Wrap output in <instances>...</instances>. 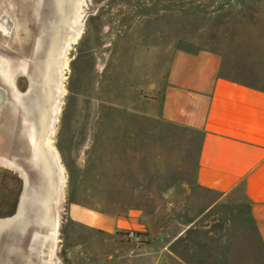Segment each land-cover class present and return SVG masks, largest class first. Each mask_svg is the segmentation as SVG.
Segmentation results:
<instances>
[{
  "label": "rangeland",
  "instance_id": "obj_1",
  "mask_svg": "<svg viewBox=\"0 0 264 264\" xmlns=\"http://www.w3.org/2000/svg\"><path fill=\"white\" fill-rule=\"evenodd\" d=\"M79 4L84 31L67 54L66 92L51 140L65 178L52 264H155L159 246L215 200L195 184L198 136L159 119L156 92L171 55L179 47L217 50L225 57L227 74L264 87V0ZM41 14L37 0H0V18L7 16L15 23L10 37L0 34L1 83L10 79L9 55L18 58L19 50L34 54L35 38L43 28ZM55 20L61 22L60 17ZM22 24L28 37L20 41ZM22 65H15V76L23 73ZM9 117L13 119L7 111L0 121V220L14 215L22 186L19 175L23 177L26 169L25 164L1 158L13 132ZM9 163L15 167H7ZM45 165L54 204L60 182L54 179L51 163ZM238 197L218 209L222 219L212 225L215 230V225L223 224L230 235L228 239L225 234V250L217 253L223 259L216 258L215 246L203 250L194 239L180 245L194 264H252L251 259L264 264L242 193ZM131 212L140 213L139 231H111L101 221L104 216L125 218ZM36 232L47 234L49 225H30L15 240L18 249L30 256L31 264H41L38 253L49 264L50 241L34 240ZM4 240L0 236V243ZM7 253L0 251V264Z\"/></svg>",
  "mask_w": 264,
  "mask_h": 264
},
{
  "label": "crops",
  "instance_id": "obj_2",
  "mask_svg": "<svg viewBox=\"0 0 264 264\" xmlns=\"http://www.w3.org/2000/svg\"><path fill=\"white\" fill-rule=\"evenodd\" d=\"M156 95L162 122L198 136L195 184L215 200L187 228L159 246L155 264H194L180 247L192 239L203 250L215 246L216 258L223 259L217 253L225 250V234L228 239L230 235L223 224L215 225V231L213 221L217 224L223 213L218 209L241 193L264 260V87L227 74L225 57L217 50L179 47ZM101 221L111 231L143 228L138 212L117 220L104 216ZM97 222L94 219L93 224Z\"/></svg>",
  "mask_w": 264,
  "mask_h": 264
},
{
  "label": "flooded vegetation",
  "instance_id": "obj_3",
  "mask_svg": "<svg viewBox=\"0 0 264 264\" xmlns=\"http://www.w3.org/2000/svg\"><path fill=\"white\" fill-rule=\"evenodd\" d=\"M42 12L41 20L43 28L39 37L36 39L34 54H26L25 50H19L18 58L11 57L10 79L0 82V89L3 90L4 104L0 113V121L7 111L11 113L13 119L9 117L13 125V132L8 140V147L1 152V158L9 161H15L26 167L24 176L19 175L22 182L21 191L18 197V205L14 212L17 213L20 202L23 207L17 220L8 228L0 230L2 239L7 241L0 243L3 252H8L7 260L1 264H11L19 262L31 264L28 257L18 249L16 239L24 234L27 228L33 223L47 224V204L51 202L52 183L50 181V172L45 165L43 156L44 140V118L46 117V103L50 88L48 87V66L52 62V52L56 44V39L60 43L68 31L70 22L76 12L77 2L79 0H37ZM61 18V22L56 18ZM71 20V21H70ZM24 24V21L22 22ZM12 24V23H11ZM22 24L23 31L19 33L20 41L27 39L26 27ZM15 23L7 32L0 29V34L10 37ZM30 39V38H29ZM38 39V40H37ZM54 53V52H53ZM23 64V73L15 76V65ZM47 70V71H46ZM1 80V79H0ZM45 84V85H44ZM46 87V88H45ZM42 89L44 91H42ZM34 104V105H33ZM43 114V116H41ZM45 114V115H44ZM42 121V123H40ZM42 146V149H41ZM29 164L31 168L28 167ZM19 174V173H18ZM27 175V176H26ZM26 178V183H25ZM23 192L25 195L22 197ZM37 234V235H36ZM39 232L35 233V239L45 242ZM12 241L13 243H7ZM6 242V243H4ZM0 250V251H1ZM18 250L20 253H18ZM30 252L33 250L30 248ZM22 254H24L22 256ZM30 254V253H28ZM41 264H48L44 259L45 255L38 253ZM5 259V258H4ZM3 259V260H4Z\"/></svg>",
  "mask_w": 264,
  "mask_h": 264
},
{
  "label": "bare ground",
  "instance_id": "obj_4",
  "mask_svg": "<svg viewBox=\"0 0 264 264\" xmlns=\"http://www.w3.org/2000/svg\"><path fill=\"white\" fill-rule=\"evenodd\" d=\"M78 4L79 3L77 2L76 6H78ZM79 8H80V4L78 7H76V12L74 14L72 21L70 20L71 22L68 27V31H67L68 34L66 35L65 42H62L59 44V42L56 39V44L53 49L54 53L52 52L53 60L52 62L49 63V66L47 67L48 71L46 70L47 75H48L49 84H50L48 85V87L50 88V90H49L48 98L46 99L47 100V103H46V113L47 114H46V117L44 118L45 141H44L42 153L44 156L43 158L44 161H49L51 163V166L53 167V170L55 172L54 179L57 178L58 182H60V184H58L59 186L57 187V190L55 191L56 196L53 201L54 204H52L55 210V222L54 223L56 226L59 224L60 209L64 201L62 188H63V181L65 178L62 175V173L64 172V168L60 162L59 154L57 150L54 148L51 140L53 139V136L55 135V132H56V126L59 121V117L61 113V102L63 99L62 97L64 96L66 92L63 81H64L65 70H66L67 63H68L67 54L70 48L72 47V45L75 44L79 40V38L81 37L84 31V25L80 19L81 16H78ZM3 18L6 20L5 16H3ZM42 91L44 90L42 89ZM41 116H43V114ZM40 123H42V121ZM41 149H42V146H41ZM51 170L52 169H50V171ZM53 233L55 236H57L56 234L57 232H53Z\"/></svg>",
  "mask_w": 264,
  "mask_h": 264
},
{
  "label": "water",
  "instance_id": "obj_5",
  "mask_svg": "<svg viewBox=\"0 0 264 264\" xmlns=\"http://www.w3.org/2000/svg\"><path fill=\"white\" fill-rule=\"evenodd\" d=\"M5 17H6V19H8L9 22L7 20H5L3 17L0 18V29L4 32H7L10 30L12 24H11V21L9 20V18L7 16H5ZM1 95H2V99L0 100V113H1L2 106L4 104V99H3L4 92L2 89H0V96ZM8 165L9 166H7V167H11L10 165H12V164L9 163ZM12 166H14V165H12ZM25 183H26V178H25ZM24 195H25V192H23L22 197ZM22 207H23V203L21 201L19 204L17 213H15L13 216H11L9 218L0 220V230H1V228L2 229L8 228L17 220V218L19 217V214L21 213ZM61 208H62V206H61ZM47 220H48L47 224L49 225V232L47 234H42L41 236L44 239H46L47 241H50V248H49V250H50V261H49V264H52L51 259H53V257L51 254H52V249H53V246L55 243V237H56L53 233L56 226L54 224V222H55V210L53 208L52 202H49L47 204ZM58 230H59V224L56 228L57 233H58Z\"/></svg>",
  "mask_w": 264,
  "mask_h": 264
}]
</instances>
